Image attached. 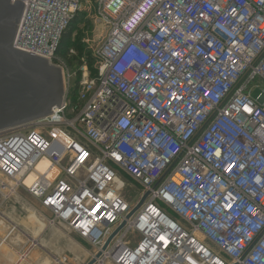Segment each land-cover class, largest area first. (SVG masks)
I'll return each mask as SVG.
<instances>
[{
    "label": "built area",
    "instance_id": "obj_1",
    "mask_svg": "<svg viewBox=\"0 0 264 264\" xmlns=\"http://www.w3.org/2000/svg\"><path fill=\"white\" fill-rule=\"evenodd\" d=\"M22 1L13 46L58 66L65 94L0 131V194L24 187L97 248L94 264H264V0H95L105 36L95 75L79 58L75 93L57 50L91 0ZM45 157L49 171L26 184Z\"/></svg>",
    "mask_w": 264,
    "mask_h": 264
},
{
    "label": "rangeland",
    "instance_id": "obj_2",
    "mask_svg": "<svg viewBox=\"0 0 264 264\" xmlns=\"http://www.w3.org/2000/svg\"><path fill=\"white\" fill-rule=\"evenodd\" d=\"M82 2L84 4L85 0ZM79 13L80 21L74 36L84 52L89 53L91 64L95 67L97 65L96 51L105 36L104 22L97 15L95 0H91V3L87 2ZM77 52L79 54L78 50ZM84 58L87 61L86 56ZM73 64L71 72L78 71L72 81L74 85L76 79L81 77L82 69L76 60H73ZM87 64L92 74L90 65L88 62ZM260 92L261 89H254L253 97H257ZM49 166L50 160L44 158L37 166L38 173H47ZM0 180H4L1 175ZM123 181L126 184V189L123 191L124 196L130 203L135 204L140 199L138 183L128 175L123 176ZM27 183L30 184L28 180ZM52 220V213L43 208L38 199L34 198L24 187L18 188L16 193L11 194L7 199L0 194V229L4 230L7 235L5 247L13 257H16L14 262H11L12 264H16L20 255H22L20 259L23 255L27 258L22 259V264H44L41 261L42 253L52 258L53 255L65 256L67 264H87L91 260L97 248L75 232L70 231L69 227L54 224ZM131 237L133 238L134 235L132 234ZM8 262L9 260L6 264Z\"/></svg>",
    "mask_w": 264,
    "mask_h": 264
},
{
    "label": "water",
    "instance_id": "obj_3",
    "mask_svg": "<svg viewBox=\"0 0 264 264\" xmlns=\"http://www.w3.org/2000/svg\"><path fill=\"white\" fill-rule=\"evenodd\" d=\"M25 4L22 0H0V131L49 115L53 107L61 104L65 94L62 70L58 66L48 58L13 46ZM147 196L148 193L126 219L138 211ZM125 224L126 221L103 249ZM41 261L54 264L53 258L45 253L41 254ZM94 262L92 258L87 264Z\"/></svg>",
    "mask_w": 264,
    "mask_h": 264
},
{
    "label": "trees",
    "instance_id": "obj_4",
    "mask_svg": "<svg viewBox=\"0 0 264 264\" xmlns=\"http://www.w3.org/2000/svg\"><path fill=\"white\" fill-rule=\"evenodd\" d=\"M79 21H80V13L78 12L75 15V17L71 20L69 26L65 29L64 33L62 34V37H61V40L59 43V47L57 50V54H58V56H61V57L63 56L64 58H67L68 61L70 62V64L73 63V60H76L79 65L81 64V60L79 58L86 56L87 62L89 63L90 68L92 70V75H95V67L92 66V64H91L92 60L90 59L89 53L84 52L83 47L81 46L79 41L74 36V33L77 30V26H78ZM70 48H75L79 51V57L78 58L77 57H74V58L68 57L67 54H68V51ZM71 66H74V64ZM79 79L80 78L76 79L75 84L72 87V93L76 92Z\"/></svg>",
    "mask_w": 264,
    "mask_h": 264
},
{
    "label": "snow or ice",
    "instance_id": "obj_5",
    "mask_svg": "<svg viewBox=\"0 0 264 264\" xmlns=\"http://www.w3.org/2000/svg\"><path fill=\"white\" fill-rule=\"evenodd\" d=\"M152 91L155 92V88H153ZM204 95H209V94H208V93H204ZM172 99L175 100L176 97H172ZM244 111H246V112H248V113H252V112H253V108H251V107L245 105V107H244ZM216 155H217V156H220L221 153H220L219 151H217ZM87 156H88V153H87V152H82L81 155H80V159H81V161H83ZM117 159H119V156H117ZM234 167H235L234 164L231 165V166L227 169V171H228V172H231V171L233 170ZM53 203H55V202L53 201ZM103 207H104V204H103V201L101 200L100 203L96 204V206L92 209V214H93V215H96V214H98V213H101ZM229 207H230V206H229ZM104 215H107V213H104ZM160 240H161L162 242H163V241H166V237L161 236V237H160ZM193 264H194V262H193Z\"/></svg>",
    "mask_w": 264,
    "mask_h": 264
},
{
    "label": "bare ground",
    "instance_id": "obj_6",
    "mask_svg": "<svg viewBox=\"0 0 264 264\" xmlns=\"http://www.w3.org/2000/svg\"><path fill=\"white\" fill-rule=\"evenodd\" d=\"M45 158H48V157H45ZM44 159V158H43ZM43 159H41L39 162H38V164L43 160ZM49 159V158H48ZM38 164H37V166H38ZM33 172V173H32ZM32 173V175H30ZM29 175V176H28ZM28 175H26V177H24V178H21L22 180H24L25 181V183L26 184H28L27 183V180H28V182H30V184H31V182L34 180V177H36L37 175H38V172H37V167L33 170V171H31L30 173H28ZM27 179V180H26ZM35 240V239H34ZM5 242H6V238H3L2 239V241L0 242V247L1 248H3V247H5ZM82 247V246H81ZM6 248V247H5ZM83 248V247H82ZM83 249H85V248H83ZM35 253H37V252H35ZM18 254V253H17ZM13 257V256H12ZM14 258H16V257H13L12 258V260H11V262H14ZM23 260H25V259H27L26 258V256H24L23 255V258H22ZM22 259H20V256L18 257V259H17V261L15 262L16 264H22V262L21 261H23Z\"/></svg>",
    "mask_w": 264,
    "mask_h": 264
},
{
    "label": "crops",
    "instance_id": "obj_7",
    "mask_svg": "<svg viewBox=\"0 0 264 264\" xmlns=\"http://www.w3.org/2000/svg\"><path fill=\"white\" fill-rule=\"evenodd\" d=\"M38 172V170H37ZM7 237V235L4 233V230L0 229V242L2 241L3 238ZM22 255H20L21 257ZM57 256V255H53ZM12 254L9 252V250L5 247L1 248L0 247V264H6V261L9 260L8 264H12Z\"/></svg>",
    "mask_w": 264,
    "mask_h": 264
}]
</instances>
